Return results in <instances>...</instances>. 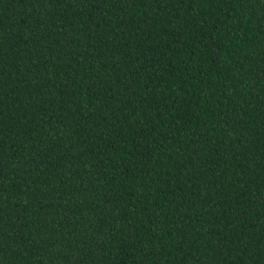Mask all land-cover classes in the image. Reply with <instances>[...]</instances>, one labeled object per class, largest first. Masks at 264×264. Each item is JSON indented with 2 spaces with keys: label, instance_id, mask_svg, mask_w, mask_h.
Masks as SVG:
<instances>
[{
  "label": "trees",
  "instance_id": "obj_1",
  "mask_svg": "<svg viewBox=\"0 0 264 264\" xmlns=\"http://www.w3.org/2000/svg\"><path fill=\"white\" fill-rule=\"evenodd\" d=\"M0 264H264V0H0Z\"/></svg>",
  "mask_w": 264,
  "mask_h": 264
}]
</instances>
